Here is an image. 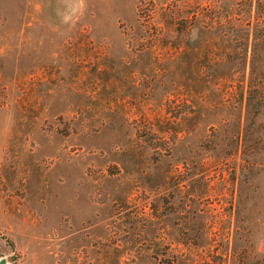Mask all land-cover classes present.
Returning <instances> with one entry per match:
<instances>
[{"label":"rangeland","instance_id":"1","mask_svg":"<svg viewBox=\"0 0 264 264\" xmlns=\"http://www.w3.org/2000/svg\"><path fill=\"white\" fill-rule=\"evenodd\" d=\"M2 261L264 264V0H0Z\"/></svg>","mask_w":264,"mask_h":264},{"label":"trees","instance_id":"2","mask_svg":"<svg viewBox=\"0 0 264 264\" xmlns=\"http://www.w3.org/2000/svg\"><path fill=\"white\" fill-rule=\"evenodd\" d=\"M181 28V29H180ZM180 28H179V30H180V38L182 39V37H183V35H184V26H183V24H181L180 25ZM150 36H151V39H150V41L148 42V46L150 47H152V46H154V39H155V37H157V36H159L160 34H155V32L153 31L152 33H150L149 34ZM157 35V36H156ZM179 47L181 48L182 47V43L180 42V44H179Z\"/></svg>","mask_w":264,"mask_h":264},{"label":"water","instance_id":"3","mask_svg":"<svg viewBox=\"0 0 264 264\" xmlns=\"http://www.w3.org/2000/svg\"><path fill=\"white\" fill-rule=\"evenodd\" d=\"M3 263H4V261L1 262V264H3Z\"/></svg>","mask_w":264,"mask_h":264}]
</instances>
